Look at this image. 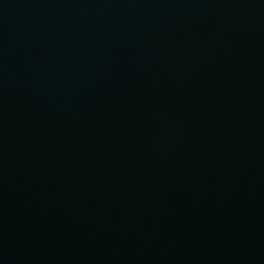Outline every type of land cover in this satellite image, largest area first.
<instances>
[{"label":"water","instance_id":"obj_1","mask_svg":"<svg viewBox=\"0 0 264 264\" xmlns=\"http://www.w3.org/2000/svg\"><path fill=\"white\" fill-rule=\"evenodd\" d=\"M0 264H264V0H0Z\"/></svg>","mask_w":264,"mask_h":264}]
</instances>
